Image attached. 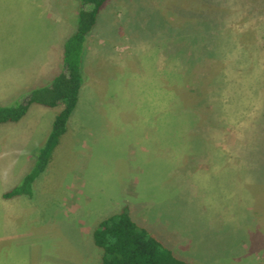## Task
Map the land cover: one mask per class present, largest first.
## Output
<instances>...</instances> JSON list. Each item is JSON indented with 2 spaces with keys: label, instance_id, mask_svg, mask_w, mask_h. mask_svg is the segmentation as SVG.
Masks as SVG:
<instances>
[{
  "label": "rangeland",
  "instance_id": "obj_1",
  "mask_svg": "<svg viewBox=\"0 0 264 264\" xmlns=\"http://www.w3.org/2000/svg\"><path fill=\"white\" fill-rule=\"evenodd\" d=\"M16 3L44 7L39 40L11 38ZM79 5L0 0V85L32 50L58 72ZM84 67L38 189L0 212L9 264H100L93 232L125 206L191 264H264V0H107Z\"/></svg>",
  "mask_w": 264,
  "mask_h": 264
},
{
  "label": "trees",
  "instance_id": "obj_2",
  "mask_svg": "<svg viewBox=\"0 0 264 264\" xmlns=\"http://www.w3.org/2000/svg\"><path fill=\"white\" fill-rule=\"evenodd\" d=\"M106 1L80 0L76 27L64 41L62 70L48 84L29 89L14 103L0 105V125L20 121L33 104L48 107L63 105L44 144L34 153L31 170L16 186L3 194L4 198L33 195L34 182L46 171L61 138L67 133L69 120L87 80L84 62L88 35L95 28ZM260 185L264 187V167L259 171L254 187ZM93 238L103 250L101 264H191L146 227L138 224L128 206L100 222L93 232Z\"/></svg>",
  "mask_w": 264,
  "mask_h": 264
},
{
  "label": "crops",
  "instance_id": "obj_3",
  "mask_svg": "<svg viewBox=\"0 0 264 264\" xmlns=\"http://www.w3.org/2000/svg\"><path fill=\"white\" fill-rule=\"evenodd\" d=\"M34 4L36 7H22L20 3H16L18 15L16 17L11 16L12 18L10 17L11 19H9V32L12 39L17 36L20 39L29 37L33 40H39L40 35L45 33L46 17L44 7L41 8L39 3ZM25 13H28V15ZM26 25H28V28L22 27ZM13 26H17V28ZM29 57H34V59H26ZM18 60L20 61L21 59ZM62 64V58L59 56L57 60L58 72L56 73V61H54L51 69L53 73L47 78L46 55L38 50H32L30 54H25L24 59L20 62L9 63V87L0 85V105H9L24 95L29 89L48 84L60 72ZM49 79L51 80L45 83ZM50 108L40 104H33L20 121L0 125V160L6 161L5 163L10 167L15 162L17 164L15 169L19 170L17 172L19 177L12 183L11 187L8 185L0 189V212L7 211L10 206L14 207L20 200H30L34 195V191L38 189L41 179L44 178L43 173L36 179L32 196L23 194L8 199L3 196L5 192L16 186L28 173H24L25 171L23 170L28 169L30 165L33 166L34 153L44 144L57 114L53 115ZM47 127L49 128L48 132ZM4 182L6 185L9 184V179ZM0 249L4 250V252L0 251V254H4V257H0V264H9V258H7L9 253L7 256L5 255L7 247Z\"/></svg>",
  "mask_w": 264,
  "mask_h": 264
}]
</instances>
